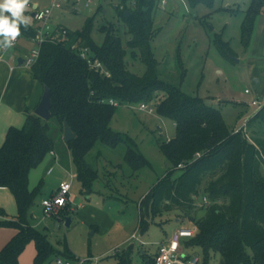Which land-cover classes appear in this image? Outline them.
<instances>
[{
	"label": "trees",
	"instance_id": "16d2710c",
	"mask_svg": "<svg viewBox=\"0 0 264 264\" xmlns=\"http://www.w3.org/2000/svg\"><path fill=\"white\" fill-rule=\"evenodd\" d=\"M159 1H118L117 16L129 36L125 44L119 27L112 24L99 27L105 39L101 46L95 44L91 34L97 14L103 12L99 6L81 30L66 28L65 42L47 41L41 45L31 71L42 92L44 87L50 89L51 117L44 120L37 116L34 110L38 104L28 106L23 126L10 127L0 148V187L11 191L18 208L15 217L0 208V227L17 230L0 251V264H19V256L30 242L37 250L34 264H49L59 255L75 260L68 249L59 252L31 225V210L43 181L30 189V173L48 155L68 153L83 192L91 194L100 174L88 155L98 144H104L113 149L127 146L124 163L133 176L149 162L128 134L111 128V121L119 106L153 101L157 103V114L175 123L177 134L158 142L169 168L151 191L152 221L172 214L196 226L195 236L185 242V248L201 251L202 264H210L216 254L225 264H264V138L251 140L243 128L231 130L220 109L159 79L152 47L158 35L153 12ZM186 1L190 9L204 5L212 11L216 3ZM262 13L264 0H252L244 12L241 35L245 46L250 45L257 17ZM74 42L89 47L108 75L90 68L70 48ZM217 46L223 56L235 55L222 39ZM129 52L145 65L143 75L128 68ZM65 122L76 133L68 143L64 141ZM249 122L264 123V105ZM178 169L181 175L173 177ZM199 210H205L201 218L196 215ZM113 256L118 264H128L121 252ZM157 257L158 252L154 256L143 253L141 264H156Z\"/></svg>",
	"mask_w": 264,
	"mask_h": 264
},
{
	"label": "rangeland",
	"instance_id": "374dc122",
	"mask_svg": "<svg viewBox=\"0 0 264 264\" xmlns=\"http://www.w3.org/2000/svg\"><path fill=\"white\" fill-rule=\"evenodd\" d=\"M118 1L95 0L91 6L86 7L85 0H72L54 10L52 21L64 24L70 30H81L87 18L95 15L99 6H102L103 12L97 14L91 34L93 41L101 46L105 34L99 31V27L112 24L119 27L125 44L129 36L125 34L123 21L117 16L115 5ZM53 2L54 0H29L23 14L28 18L27 25L34 27L37 24L31 16L35 5L44 9L51 7ZM251 2L252 0H216L212 11L204 5L190 9L186 0H160L153 12L158 35L153 39L152 47L161 81L179 88L189 96L202 98L207 104L220 109L231 130L243 128L247 138L252 140L264 138V123L249 122L264 105V13L257 17L250 45L245 46L241 25L244 12ZM21 39L17 44V48L23 50L21 55L28 54L32 48L37 47L35 42ZM220 39L229 44L234 56L227 58L221 54L217 46ZM127 62L133 73L144 74L145 65L139 59H133L130 52ZM246 90L250 93H246ZM39 91L42 95L41 87ZM252 98L259 101V107L251 104ZM150 104L155 108L153 113L140 111L138 104H134V107L119 106L111 121L114 131L128 134L138 144L143 157L149 162L148 166L132 176V170L124 163L126 145L113 149L98 144L88 155V160L100 174L94 184V192L85 194L81 183L77 179L72 180L70 196L83 200L91 208L86 209L88 217L95 211L101 225H93L90 220L82 222L77 217L80 208L77 213L62 212L60 217L43 214V199L49 198L52 190L57 191L62 178L76 172L74 164L68 162V153L56 154L60 162H55L48 155L39 168L30 174L32 190L43 181L42 191L37 195L31 210L30 223L59 252L68 249L75 259L71 260L73 262L85 260L87 264H118L113 250L120 246L121 254H126L128 264H140L143 252L154 256L159 244L171 234L175 226H192L189 221L177 223L172 214L156 218L159 224L151 223V191L169 168L158 142L174 138L177 129L172 120L157 114L155 101ZM181 173L178 169L174 171L173 177H178ZM201 199L200 197V202ZM204 214L205 210H199L196 215L201 218ZM103 215H109L111 218L108 219L111 221H102ZM68 217L72 220L69 226L66 225ZM141 219L149 225L142 232L139 231L140 239H133L132 244L123 243L135 228L140 229ZM111 222L113 225L109 229ZM130 245L135 247L129 248ZM31 246L34 247L33 242ZM58 258L67 261L62 255ZM220 263L225 264L219 254L210 260V264ZM49 264H58L57 258L52 257Z\"/></svg>",
	"mask_w": 264,
	"mask_h": 264
},
{
	"label": "crops",
	"instance_id": "0c3cea01",
	"mask_svg": "<svg viewBox=\"0 0 264 264\" xmlns=\"http://www.w3.org/2000/svg\"><path fill=\"white\" fill-rule=\"evenodd\" d=\"M38 8L39 7L37 6L36 9H38ZM4 15L11 17V14L8 12H5ZM31 16H32V13H31ZM53 24L55 26H61V25L64 26V24H59V23H57V24L53 23ZM19 27H20V33H21V35L19 36V40H20V38H22L21 40H24L26 42L27 41L28 42H35V44H36L37 24H36V26L34 25V27H31L29 25L25 26L24 24H20ZM22 51H21L20 47L17 48V46H16V48L6 57V59L4 61H0V148L2 147V145L5 141L6 134L9 130V128L10 127L21 128L25 122V117H26L25 116V110H26V108L28 106H31L34 104L37 105L41 99V96H42L40 91H39V86H38V84H37V82L33 76L32 71H31V68L27 67L25 65H22V66L18 65V59L20 57H24L27 55V54L21 55L23 53ZM253 99L254 98H252L251 101ZM50 157H51V159L53 157L55 159V162H60L57 160L58 156L56 154H51ZM68 162L70 163V160ZM66 165L67 164H65V166ZM67 167H69V165ZM38 168H36V169H38ZM36 169H34V170H36ZM34 170H32V171H34ZM73 179L78 180L76 172L71 173L69 177L62 178L60 180V182L63 180H69L71 182V187H72V180ZM57 188H58V186H57ZM57 188H56V190H57ZM55 192H56L55 189L52 190L49 197L52 196ZM88 195H90V194H88ZM87 199H89V197ZM0 208L4 209L7 214L9 213L10 215L9 214L8 215L10 217H15L17 215V213H16L17 204H16L14 196L9 189L3 188V187H0ZM78 208H80L81 210L78 212L77 217L80 218L82 222L90 220V222L93 225H96L95 223H98L99 225H101V222L97 221V216H96L95 211H93L92 213H94V214L91 215V217H93V218H91L90 216L88 217V213H87L86 209H89L90 207L87 204H85V202L83 200H81V199L79 200L78 198L75 199L73 196H70L69 211H74L77 213V210H79ZM172 216H174L176 218L175 220L177 223L181 222L180 219L177 218L175 215H172ZM108 218H111V217L109 215H103L101 219H102V221L105 222V221L109 220ZM109 221H111V220H109ZM71 222H72V220H71ZM151 223L152 224L153 223L159 224L156 221L155 222L151 221ZM161 223H163V221H161ZM109 224H110L109 225V229H110L113 224H112V222ZM148 225H149L148 223L144 222V220L141 219L140 229L135 228V230H133L131 235H129L126 240H123V243L130 242L129 244H132V242H133L132 236L135 232H137V235H138L137 240H139L140 239L139 238V235H140L139 231L142 232V230L145 229ZM179 227H180V225L175 226L174 229L172 230L171 234L176 229H178ZM16 233H17V230L14 228L0 227V251L13 238V236H15ZM171 234L167 235V237L164 241H167L170 238ZM134 240H136V239H134ZM185 242L183 243V247L185 246ZM141 243H143V242H141ZM117 246H119V244ZM131 247L133 248L135 246L130 245L129 248H131ZM119 249H120V246H119ZM119 252H121V251H119ZM186 252L189 254L194 253V252L201 253V251H199L197 249L186 250ZM143 253H145V252H143ZM36 255H37V250H36L35 244H34V247H32L31 242L28 243V245L25 247L24 251L19 256V259H18L19 264H34V259H35ZM142 261H143V257H142ZM220 264H223V263H220Z\"/></svg>",
	"mask_w": 264,
	"mask_h": 264
},
{
	"label": "built area",
	"instance_id": "2783aa9c",
	"mask_svg": "<svg viewBox=\"0 0 264 264\" xmlns=\"http://www.w3.org/2000/svg\"><path fill=\"white\" fill-rule=\"evenodd\" d=\"M72 0H54L53 5L49 8L35 9L34 10V20L37 23V37L36 44L37 47L33 48L29 54L24 56V64L30 67L37 61L40 54V47L44 42H65L67 40L68 30L64 26H55L52 22L53 12L55 9L62 8L63 4H69ZM77 2L80 0H76ZM95 0H85V6L89 7L93 4ZM165 1H163L164 3ZM76 5V3H74ZM3 38L0 37V41ZM19 42V37L14 41L13 46L7 50H0V61H4L6 57L16 48ZM0 47L3 44L0 43ZM70 48L78 54L80 58L87 62L90 68L100 71L108 75V72L104 69L103 63L98 59L93 57L91 49L87 46L79 45L74 42L70 44ZM246 93H250L246 90ZM251 104L254 106H260L258 100L253 99ZM138 109L140 111H145L149 113L155 112V108L151 106L150 103H140L138 104ZM183 165H179L178 168H182ZM70 190L71 182L69 180H63L59 183L57 191L49 198L43 199L41 206L43 214L45 216H57L60 217L61 213L68 208L70 201ZM204 203H208L207 198L203 199ZM196 226L192 224L191 227H179L170 236L167 241L159 244L157 252L158 257L156 264H202L203 257L197 253H187L183 243L195 236ZM133 239H138L137 232L132 236ZM120 251L119 247L113 250V255ZM58 264H87L85 260H79L76 262L67 260L63 261L60 258L57 259Z\"/></svg>",
	"mask_w": 264,
	"mask_h": 264
},
{
	"label": "clouds",
	"instance_id": "9594fccd",
	"mask_svg": "<svg viewBox=\"0 0 264 264\" xmlns=\"http://www.w3.org/2000/svg\"><path fill=\"white\" fill-rule=\"evenodd\" d=\"M29 0H0V43L3 47L0 50H7L13 46L14 41L21 35L20 24L27 26L28 18L24 16ZM5 12L11 14L4 15Z\"/></svg>",
	"mask_w": 264,
	"mask_h": 264
},
{
	"label": "water",
	"instance_id": "95a60500",
	"mask_svg": "<svg viewBox=\"0 0 264 264\" xmlns=\"http://www.w3.org/2000/svg\"><path fill=\"white\" fill-rule=\"evenodd\" d=\"M37 8V5H35L34 9ZM105 12V11H104ZM32 16H34V12L32 13ZM129 16V14H127ZM25 59L23 57H20L18 59V65L22 66L24 64ZM51 105H52V99H51V92L48 87H44L43 94L41 96V99L36 106L34 113L41 117L44 120H48L51 117ZM64 141L70 142L73 141L76 138V133L72 130V128L69 126L67 122L64 124ZM71 224V218L68 217L66 220V225L69 226Z\"/></svg>",
	"mask_w": 264,
	"mask_h": 264
}]
</instances>
